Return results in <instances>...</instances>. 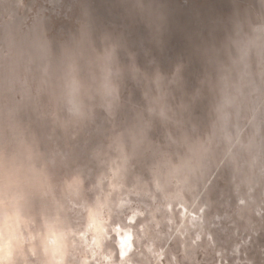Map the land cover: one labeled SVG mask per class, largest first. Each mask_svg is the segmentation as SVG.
<instances>
[{
    "label": "clouds",
    "instance_id": "1",
    "mask_svg": "<svg viewBox=\"0 0 264 264\" xmlns=\"http://www.w3.org/2000/svg\"><path fill=\"white\" fill-rule=\"evenodd\" d=\"M0 264H264V0H0Z\"/></svg>",
    "mask_w": 264,
    "mask_h": 264
}]
</instances>
